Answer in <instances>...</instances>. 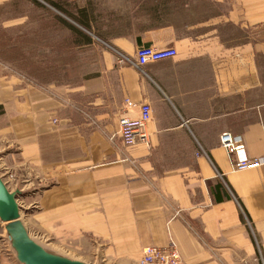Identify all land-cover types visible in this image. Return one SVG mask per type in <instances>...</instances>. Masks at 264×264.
I'll list each match as a JSON object with an SVG mask.
<instances>
[{"label":"crops","instance_id":"0c3cea01","mask_svg":"<svg viewBox=\"0 0 264 264\" xmlns=\"http://www.w3.org/2000/svg\"><path fill=\"white\" fill-rule=\"evenodd\" d=\"M212 7L112 40L73 87L0 74V178L33 190L35 213L20 220L53 238L43 249L138 264L143 249L172 243L181 264H264V165L234 170L219 142L230 132L244 158L264 156V0ZM139 46L176 57L135 68ZM142 104L145 141L125 146L118 119H139Z\"/></svg>","mask_w":264,"mask_h":264},{"label":"rangeland","instance_id":"374dc122","mask_svg":"<svg viewBox=\"0 0 264 264\" xmlns=\"http://www.w3.org/2000/svg\"><path fill=\"white\" fill-rule=\"evenodd\" d=\"M36 1L41 8L30 0H0V74H17L39 87H73L86 80L99 70L103 51L112 40L133 36L145 23L178 17L200 19L214 12L212 0H49L69 13L87 10L93 42L80 46L56 20V15H63L44 0ZM21 192L17 199L20 219L27 221L35 213L34 205L26 203L34 192ZM4 226L0 221V264H20ZM29 227L31 239L53 249L52 237H45L33 223ZM62 248L70 254L66 246L58 247Z\"/></svg>","mask_w":264,"mask_h":264},{"label":"built area","instance_id":"2783aa9c","mask_svg":"<svg viewBox=\"0 0 264 264\" xmlns=\"http://www.w3.org/2000/svg\"><path fill=\"white\" fill-rule=\"evenodd\" d=\"M119 54V62L124 61V56ZM134 56L130 62L135 68L142 69L143 66L148 63H154L163 59H172L176 57L175 50L173 49H161L156 50L151 46H139L134 50ZM125 106H130V101H125ZM141 116L139 119L130 120L125 116H121L118 119V135L125 146H133L136 142L145 141V134L143 127L150 119V106L142 104L140 106ZM219 142L222 148H225L228 154L237 156V161L233 163V169L237 171H243L252 169L264 165V156L246 159L242 155L244 148L241 140H237L232 136L230 132H223L219 137ZM182 260L178 250L174 244L170 243L166 247H148L142 250L141 256L138 260V264H181Z\"/></svg>","mask_w":264,"mask_h":264},{"label":"water","instance_id":"95a60500","mask_svg":"<svg viewBox=\"0 0 264 264\" xmlns=\"http://www.w3.org/2000/svg\"><path fill=\"white\" fill-rule=\"evenodd\" d=\"M21 195L22 192L18 189L8 190L0 178V221L5 223L4 228L10 246L15 251L16 260L20 264H86L46 251L31 239L20 220V205L17 199Z\"/></svg>","mask_w":264,"mask_h":264},{"label":"trees","instance_id":"16d2710c","mask_svg":"<svg viewBox=\"0 0 264 264\" xmlns=\"http://www.w3.org/2000/svg\"><path fill=\"white\" fill-rule=\"evenodd\" d=\"M35 6L42 7L36 0H30ZM51 8L55 11H59L63 15L57 16L56 20L60 22L63 26L67 27L68 30L75 37L77 45L87 46V44H91L93 42L89 32L91 31V25L89 20V15L87 10H81L78 14L69 13V11L65 10L61 5L57 2H51L49 0H44Z\"/></svg>","mask_w":264,"mask_h":264}]
</instances>
